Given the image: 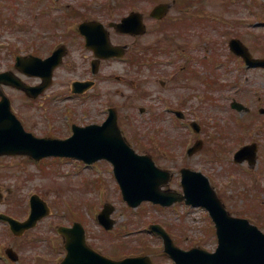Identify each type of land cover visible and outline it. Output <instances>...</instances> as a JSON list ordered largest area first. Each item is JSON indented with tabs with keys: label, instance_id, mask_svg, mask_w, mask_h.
Returning <instances> with one entry per match:
<instances>
[{
	"label": "rangeland",
	"instance_id": "1",
	"mask_svg": "<svg viewBox=\"0 0 264 264\" xmlns=\"http://www.w3.org/2000/svg\"><path fill=\"white\" fill-rule=\"evenodd\" d=\"M184 1L0 0V71L13 70L18 54L38 51V56L45 57L59 43L68 48L53 84L41 98L29 101L8 87L4 92L18 119L39 137L64 138L71 133L72 123H100L107 108L115 107L120 128L136 151L149 154L158 166L173 173L164 189L181 191L182 167L201 171L233 216L248 219L264 232V117L258 111L264 108V70L246 68L228 49L229 39L238 38L253 56H264V0H188L186 7ZM159 3L174 6L164 22H152L145 16L146 35L122 37L110 30L112 43L128 46L126 57L101 63L95 88L86 95L71 96L70 82L85 77L91 57L75 35L77 25L86 20L107 24L131 11L148 15ZM195 14L203 20L195 19ZM143 54L147 64L136 65ZM129 57H134L135 65H129ZM147 69L185 70H178L175 89H163L158 74ZM233 98L250 108L249 115L232 114L229 104ZM139 107L147 112L140 114ZM168 110H180L185 118L176 119ZM191 121L201 127L198 134L189 127ZM217 126L224 131L225 139L220 142L213 135ZM198 139L203 141L202 149L187 157L186 149ZM252 141L260 144L257 169H249L246 163L235 165L233 152ZM215 147L224 152H215ZM76 161L0 157V213L26 219V205L34 193L51 205L48 215L21 238L12 239L0 222L1 240L20 258H32V264L59 259L62 239L54 227L69 226L75 221L72 218L81 217L88 222V244L116 258L132 252L148 255L153 264H171L160 239L144 231L150 224L165 227L184 250L202 247L213 251L216 247L212 222L201 208L181 203L162 208L150 202L129 208L108 162H99L96 170ZM105 202L114 206L113 236L131 232L126 237L106 239L103 228L92 222ZM122 242L127 248H122Z\"/></svg>",
	"mask_w": 264,
	"mask_h": 264
},
{
	"label": "water",
	"instance_id": "2",
	"mask_svg": "<svg viewBox=\"0 0 264 264\" xmlns=\"http://www.w3.org/2000/svg\"><path fill=\"white\" fill-rule=\"evenodd\" d=\"M167 6L161 5L155 9V13L162 16ZM120 32L142 34L144 27L141 16L133 13L124 18L119 24H112ZM81 33L87 36V44L95 51L98 57L121 56L124 53L122 48L110 46L107 32L98 23H83L80 25ZM231 50L241 56L247 64H264V60H255L250 57L247 49L237 40L230 42ZM61 51H57L52 57L44 61H36L39 69H49L47 71V82L51 77V69H54L61 60ZM30 62V59H29ZM27 62V65L29 64ZM33 63V62H32ZM32 67V64L30 65ZM2 74L0 77H5ZM47 83V84H48ZM42 86V89L47 85ZM19 86V85H17ZM35 91L32 96H36L40 90ZM237 109L241 106L234 105ZM15 121L10 114L9 102L5 98L0 102V154H20L28 155L34 159H41L46 156H69L82 159L86 162H93L99 158H108L114 165L116 177L121 185L124 198L132 207L137 206L143 199H152L169 205L173 201H181L183 197L174 195L167 200H162L154 196L158 187L166 182L167 172L157 169L152 160L145 156H136L133 151L123 142L118 127L116 125V115L112 111L107 121L102 126H89L78 130L72 138L66 141L55 139H38L30 134H26L19 122ZM9 126V127H8ZM114 140L120 142L121 148L114 144ZM199 148L196 144L190 154ZM254 145L245 147L235 154V161L242 162L248 159L250 164L255 162ZM186 202L192 205L205 206L216 223L219 246L214 254H208L202 250H193L183 253L174 248L170 241L166 239V251L176 259L177 264H185L184 255L200 256L203 258L202 264H264V235L255 227L248 224L246 220L231 218L223 209L220 201L209 187L208 182L200 174L187 170L182 171ZM112 222L108 223L111 226ZM154 228V227H153ZM158 232L162 233L160 230ZM81 250H76L72 242L73 252L68 256V264H78L80 258L89 256L93 259L89 264H150L147 257L125 259L123 261H110L87 249L83 241H80Z\"/></svg>",
	"mask_w": 264,
	"mask_h": 264
},
{
	"label": "flooded vegetation",
	"instance_id": "3",
	"mask_svg": "<svg viewBox=\"0 0 264 264\" xmlns=\"http://www.w3.org/2000/svg\"><path fill=\"white\" fill-rule=\"evenodd\" d=\"M155 70L157 73H160L162 77H166L167 79L177 77V75L173 69H155ZM81 71H82V69H81ZM173 81L174 80H172L168 85H172L174 83ZM164 83L166 84V81L161 82V84H164Z\"/></svg>",
	"mask_w": 264,
	"mask_h": 264
}]
</instances>
